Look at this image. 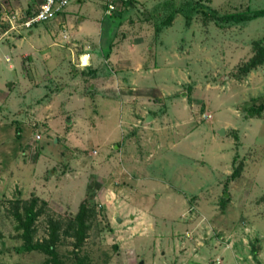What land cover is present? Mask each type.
Segmentation results:
<instances>
[{
  "label": "rangeland",
  "instance_id": "obj_1",
  "mask_svg": "<svg viewBox=\"0 0 264 264\" xmlns=\"http://www.w3.org/2000/svg\"><path fill=\"white\" fill-rule=\"evenodd\" d=\"M9 7L0 264H264V0Z\"/></svg>",
  "mask_w": 264,
  "mask_h": 264
},
{
  "label": "trees",
  "instance_id": "obj_2",
  "mask_svg": "<svg viewBox=\"0 0 264 264\" xmlns=\"http://www.w3.org/2000/svg\"><path fill=\"white\" fill-rule=\"evenodd\" d=\"M36 9L33 10L30 14L35 13ZM263 14H264V11L261 10V11L255 12L253 14V17L260 16ZM258 99H259V101L257 100L258 103H256L257 101H252L250 103V106L247 109V114L249 116L254 114V113H258L264 109V96H262ZM83 204H84V202L80 203V208L84 207ZM36 216H37V210L34 209L33 204L29 205L28 208L25 210V220L23 222V238L26 242V244L24 246L25 250L29 251V250H33V249H42L50 255V261L53 264H62L57 259L56 255H55V251L51 248V247H53V245L55 243V238H56L54 231H51L48 243H46V244L45 243H38V242L37 243L36 242L31 243V241H30L31 240V226H32L33 221L36 219ZM74 220L80 222L78 215H76L74 217ZM77 263L78 264H88V263H85L83 261L77 262Z\"/></svg>",
  "mask_w": 264,
  "mask_h": 264
},
{
  "label": "built area",
  "instance_id": "obj_3",
  "mask_svg": "<svg viewBox=\"0 0 264 264\" xmlns=\"http://www.w3.org/2000/svg\"><path fill=\"white\" fill-rule=\"evenodd\" d=\"M69 2L70 0H41L36 12L27 16L22 24L24 27L30 28L37 23L49 20L57 16ZM107 6L108 11H110L112 5L108 3ZM38 136L40 137V135Z\"/></svg>",
  "mask_w": 264,
  "mask_h": 264
},
{
  "label": "crops",
  "instance_id": "obj_4",
  "mask_svg": "<svg viewBox=\"0 0 264 264\" xmlns=\"http://www.w3.org/2000/svg\"><path fill=\"white\" fill-rule=\"evenodd\" d=\"M41 0H36V2H33L35 3L36 5V8L38 7L39 3H40ZM32 2V0H7V3H6V0H0V20L2 18V15H3V12L6 10V8H8V6H11L9 7L10 8V11L11 13L12 12H26L27 8L29 6H31L32 4H34ZM7 4V5H6ZM4 5V6H2ZM2 6V7H1ZM27 6V7H26ZM24 7V8H23ZM26 7V8H25ZM61 13V12H60ZM59 13V14H60ZM58 14V15H59ZM9 24L7 21H0V29H8L9 28ZM87 56V55H86ZM5 59V57H4Z\"/></svg>",
  "mask_w": 264,
  "mask_h": 264
},
{
  "label": "water",
  "instance_id": "obj_5",
  "mask_svg": "<svg viewBox=\"0 0 264 264\" xmlns=\"http://www.w3.org/2000/svg\"><path fill=\"white\" fill-rule=\"evenodd\" d=\"M146 121H148V119H147ZM220 131L222 132L223 130H220ZM120 219H121V218L117 215V216H116V220H117V221H120ZM211 264H214V263H211Z\"/></svg>",
  "mask_w": 264,
  "mask_h": 264
}]
</instances>
